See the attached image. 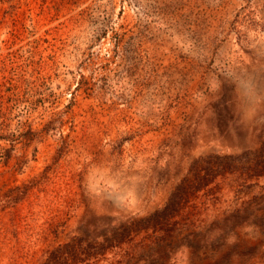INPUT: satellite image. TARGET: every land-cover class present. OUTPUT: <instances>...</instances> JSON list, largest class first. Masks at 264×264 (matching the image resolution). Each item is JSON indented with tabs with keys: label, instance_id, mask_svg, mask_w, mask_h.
Segmentation results:
<instances>
[{
	"label": "rangeland",
	"instance_id": "obj_1",
	"mask_svg": "<svg viewBox=\"0 0 264 264\" xmlns=\"http://www.w3.org/2000/svg\"><path fill=\"white\" fill-rule=\"evenodd\" d=\"M0 264H264V0H0Z\"/></svg>",
	"mask_w": 264,
	"mask_h": 264
}]
</instances>
